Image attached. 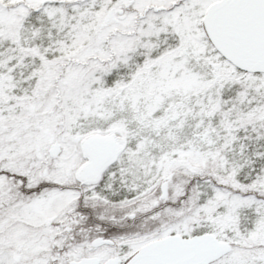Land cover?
<instances>
[{
    "label": "snow or ice",
    "instance_id": "obj_1",
    "mask_svg": "<svg viewBox=\"0 0 264 264\" xmlns=\"http://www.w3.org/2000/svg\"><path fill=\"white\" fill-rule=\"evenodd\" d=\"M0 264H264V0H0Z\"/></svg>",
    "mask_w": 264,
    "mask_h": 264
}]
</instances>
